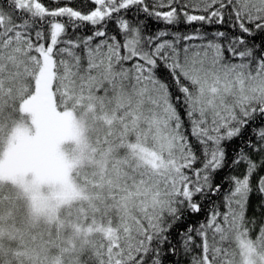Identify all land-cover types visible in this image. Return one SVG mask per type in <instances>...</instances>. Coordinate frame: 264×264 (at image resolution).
I'll return each mask as SVG.
<instances>
[{"label": "snow or ice", "instance_id": "1", "mask_svg": "<svg viewBox=\"0 0 264 264\" xmlns=\"http://www.w3.org/2000/svg\"><path fill=\"white\" fill-rule=\"evenodd\" d=\"M0 264H264V0H0Z\"/></svg>", "mask_w": 264, "mask_h": 264}, {"label": "trees", "instance_id": "2", "mask_svg": "<svg viewBox=\"0 0 264 264\" xmlns=\"http://www.w3.org/2000/svg\"><path fill=\"white\" fill-rule=\"evenodd\" d=\"M66 2H67V0H61L62 4L66 3ZM149 2H151V0H149ZM44 3L48 4L49 0H44ZM79 5H80V0H71V6L79 7ZM141 19H143V16L141 17ZM145 22L148 24L149 28L153 31H155L157 28L163 27L162 24H158L155 20L148 19ZM178 27H179V30H181V31H191L192 30L190 27L185 26V25H179ZM205 28L207 30H211V28L209 26H205ZM253 199H255V198H253Z\"/></svg>", "mask_w": 264, "mask_h": 264}]
</instances>
